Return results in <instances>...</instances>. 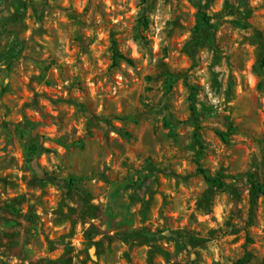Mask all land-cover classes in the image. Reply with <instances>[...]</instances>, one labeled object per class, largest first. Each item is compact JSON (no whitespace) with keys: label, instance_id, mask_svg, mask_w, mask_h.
Here are the masks:
<instances>
[{"label":"rangeland","instance_id":"rangeland-1","mask_svg":"<svg viewBox=\"0 0 264 264\" xmlns=\"http://www.w3.org/2000/svg\"><path fill=\"white\" fill-rule=\"evenodd\" d=\"M263 58L264 0H0V264H264Z\"/></svg>","mask_w":264,"mask_h":264},{"label":"trees","instance_id":"trees-1","mask_svg":"<svg viewBox=\"0 0 264 264\" xmlns=\"http://www.w3.org/2000/svg\"><path fill=\"white\" fill-rule=\"evenodd\" d=\"M201 14L204 16L205 19H207V14H206V13L201 12ZM200 27H201V25H198V26H197V30H200ZM262 66H263V69H264V58H263V60H262ZM192 110H193L194 112L196 111L195 108H192ZM221 136L223 137L224 135H221ZM205 178H206L207 180H209V178H208L207 176H205Z\"/></svg>","mask_w":264,"mask_h":264}]
</instances>
